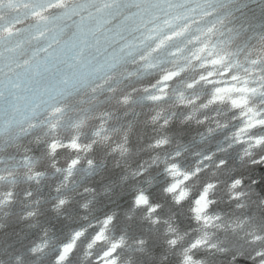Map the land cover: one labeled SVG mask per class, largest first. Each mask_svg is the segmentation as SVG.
Listing matches in <instances>:
<instances>
[{"label": "clouds", "instance_id": "9594fccd", "mask_svg": "<svg viewBox=\"0 0 264 264\" xmlns=\"http://www.w3.org/2000/svg\"><path fill=\"white\" fill-rule=\"evenodd\" d=\"M0 264H264V0H0Z\"/></svg>", "mask_w": 264, "mask_h": 264}]
</instances>
